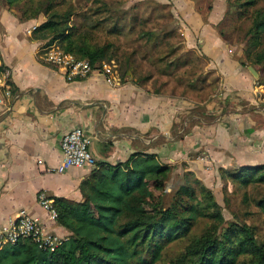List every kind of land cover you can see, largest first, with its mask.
<instances>
[{"label":"crops","instance_id":"obj_1","mask_svg":"<svg viewBox=\"0 0 264 264\" xmlns=\"http://www.w3.org/2000/svg\"><path fill=\"white\" fill-rule=\"evenodd\" d=\"M185 1L193 4L181 14L187 20L184 36L200 34V53L221 78L216 101L199 114L188 100L97 73L67 81L44 62L46 41L28 33L44 21H20L0 8V67L9 72L11 87L10 96L0 90V104L10 110L0 115V229L26 210L48 232L67 239L68 231L39 204V194L82 202L81 184L97 164L117 166L139 153L155 155L172 170L191 171L212 190H223L224 181L232 186L221 177L223 170L264 167V86L257 82L258 68L256 77L241 65L243 46L213 33L194 0H173L180 6ZM78 128L93 140L96 165L61 172L63 137Z\"/></svg>","mask_w":264,"mask_h":264},{"label":"trees","instance_id":"obj_2","mask_svg":"<svg viewBox=\"0 0 264 264\" xmlns=\"http://www.w3.org/2000/svg\"><path fill=\"white\" fill-rule=\"evenodd\" d=\"M11 10L28 0H3ZM264 1V0H263ZM261 0L241 4L240 19L249 14ZM40 4L19 17L20 21L47 16L46 22L34 32L36 39L46 41L43 48L56 45L78 59H89L93 64L112 63L116 56L112 44H93L89 31L72 24L75 12L59 13L51 2L46 8ZM103 8H97L94 16ZM100 13V14H99ZM25 19L23 20L22 18ZM171 18H174L171 13ZM90 17L85 16L84 20ZM252 25L246 32L243 46V67L261 66L258 83L264 86V50L253 52L264 45V6L254 10ZM107 19L96 22L100 27ZM119 21H114L109 34L120 33ZM170 28L169 31H175ZM152 39L154 34H145ZM228 44V38L222 33ZM2 57L0 55V61ZM247 61V62H246ZM178 65V63L176 64ZM171 66V65H170ZM128 75L122 72L121 77ZM172 168L162 164L155 155L133 156L117 166L97 164L81 184L82 202L63 198L54 199L57 224L68 231L69 237L55 251L40 249L32 239H21L16 245L0 249V264H161L169 246L187 240V245L170 264H264V243L257 238L254 228L227 222L215 196L192 172L168 206L152 205L143 209V202L155 201L151 182L167 181ZM221 177L246 192L251 186L264 185V167H243L235 172L221 171ZM244 202L248 203L247 194ZM256 206L264 212V200ZM213 223L202 234L196 235L202 221Z\"/></svg>","mask_w":264,"mask_h":264},{"label":"rangeland","instance_id":"obj_3","mask_svg":"<svg viewBox=\"0 0 264 264\" xmlns=\"http://www.w3.org/2000/svg\"><path fill=\"white\" fill-rule=\"evenodd\" d=\"M28 1L29 5L22 4L11 9L12 14H15L19 20V17L24 16L25 11L30 16L38 5L43 4L42 8L45 9L47 4L52 2L59 13L75 12L76 16L71 23L82 26L84 32L88 30L93 44L101 46L112 44V52L116 55L112 63L116 66L115 70L121 84L134 85L154 95L188 100L196 105L197 114L208 103L216 101L221 92L219 74L210 66L209 59L200 53V34L194 33L190 40L184 36L187 20L181 14L182 11L187 13L191 9L192 6L188 3L192 2L185 1V5L180 6L173 0ZM246 1L248 0H194L193 2L198 12L195 11L205 25H210L213 33L217 32L220 35L223 33L230 43L241 47L244 46L246 32L252 25L251 17L254 10L264 6V1L261 0L256 7L248 9L249 14L245 18L240 19L239 12L244 10L240 6ZM0 8L8 9L3 0H0ZM97 8L103 9L100 15L94 16ZM171 13L174 18H171ZM85 16L90 19L84 20ZM22 19L24 20L25 17ZM41 19L46 22L47 16L40 15L33 20ZM104 19H107L104 24L92 29L97 21ZM212 19L217 25L215 23L211 25ZM114 21H119L120 33L111 35L109 30ZM172 27L176 30L169 31ZM145 34H154V36L149 39ZM262 50L264 45L253 52L252 57ZM247 63L252 67L250 62ZM252 68L262 71L261 66ZM125 70L128 71V75L123 78L121 74ZM260 78L261 73H259ZM187 172L191 171L173 170L167 181L151 182L149 188L155 195V201L151 200V203L144 201L140 207L149 209L152 205L168 206L180 187L186 183ZM231 184L232 186L224 181L223 190L217 186L213 190L209 188L222 208L225 220L253 227L259 241L264 243V212L256 206L257 202L264 200V185L251 186L246 192ZM245 194L248 196V203L244 202ZM212 224L207 220L202 221L195 234H202L204 229ZM186 245L187 240H184L169 246L161 264H170L184 251Z\"/></svg>","mask_w":264,"mask_h":264},{"label":"built area","instance_id":"obj_4","mask_svg":"<svg viewBox=\"0 0 264 264\" xmlns=\"http://www.w3.org/2000/svg\"><path fill=\"white\" fill-rule=\"evenodd\" d=\"M38 26L32 27L28 33L32 34ZM43 60L51 67L63 72L67 81L82 80L97 73L108 77L110 81L118 82L116 66L114 63L93 64L89 59H78L72 54L65 53L56 45L43 48ZM0 90L6 96L11 95L9 72L0 67ZM9 108L0 104V115L9 113ZM93 140L82 129L78 128L67 133L62 140L63 162L59 171L84 166L95 167L96 162L91 153ZM39 204L50 214L53 221L57 220L54 202L45 193L38 196ZM30 238L40 249L55 252L67 239L55 233L48 232L37 217L21 210L16 219L6 227L0 229V249L6 245H16L21 239Z\"/></svg>","mask_w":264,"mask_h":264},{"label":"water","instance_id":"obj_5","mask_svg":"<svg viewBox=\"0 0 264 264\" xmlns=\"http://www.w3.org/2000/svg\"><path fill=\"white\" fill-rule=\"evenodd\" d=\"M250 71L252 72L253 75H255L256 77L258 76L257 71H255L254 68L250 67Z\"/></svg>","mask_w":264,"mask_h":264}]
</instances>
